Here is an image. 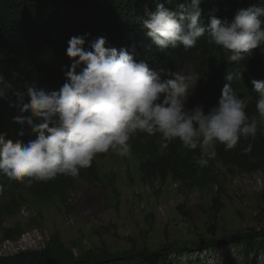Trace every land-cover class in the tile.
<instances>
[{
    "label": "trees",
    "instance_id": "1",
    "mask_svg": "<svg viewBox=\"0 0 264 264\" xmlns=\"http://www.w3.org/2000/svg\"><path fill=\"white\" fill-rule=\"evenodd\" d=\"M185 0H0V89L5 98H0V132L8 138L22 139L25 143L35 139L31 129L25 125V135L17 133L21 126L13 118L24 115L17 107H10L9 100H16L17 92L26 94V85H35L46 91L59 90L65 81L64 67L72 61L66 54L68 40L73 36L84 37L86 49L100 37L106 39V47L127 48L137 62H146L156 71L170 69L182 72L188 65L194 67L196 84L189 96L187 107L203 106L205 112L217 106L226 77L234 75L233 89L237 96L246 99L247 114L259 119L255 109L256 93L253 79L264 81V45L254 50L250 57L240 62H230L223 50L207 43V35L198 39L195 47L185 50L181 45L160 51L142 29L140 18L146 10L155 11L158 3L175 10ZM250 4L264 6V0H201L202 15L199 23L207 26L210 17L231 19L238 8ZM134 46V47H133ZM25 102L27 96L25 95ZM11 121L13 132H7L6 124ZM251 143L252 149L243 154L242 148ZM136 156L143 157L140 169L142 181L150 187L157 182L167 183L170 179L180 184L184 190L212 191L218 185L213 198L212 211L216 214L224 207L222 202L227 182L226 175L218 170V165L227 172L250 174L264 171V130L258 131L256 139H241L237 147L227 152L223 145H217V155L204 168L198 167L193 155L180 142L165 144L157 136L137 134L130 140ZM101 157H106L104 153ZM116 173L103 175L98 162L93 160L90 168L81 169L76 178L58 176L47 183L28 186L18 181H10L0 176V242L17 239L25 229L21 226L6 228L7 219L20 214L22 207L32 200L50 201L58 198L68 205L78 183L97 184L102 190L112 189L118 195ZM263 198H264V193ZM184 211V206L180 207ZM36 220L33 221L35 223ZM200 248H180L175 243L165 244L153 250L147 246H133L131 249L114 252L106 245L87 251L70 248L60 232H54L44 250L27 251L12 257L1 258L0 264H210L211 250L224 249L225 264H264V229L250 228L229 237L228 244L208 243L207 255H201ZM241 250V253H240ZM195 260H190L193 254Z\"/></svg>",
    "mask_w": 264,
    "mask_h": 264
},
{
    "label": "clouds",
    "instance_id": "2",
    "mask_svg": "<svg viewBox=\"0 0 264 264\" xmlns=\"http://www.w3.org/2000/svg\"><path fill=\"white\" fill-rule=\"evenodd\" d=\"M200 5L201 0H185L172 10L158 3L155 11L146 10L140 18L142 29L160 51L181 45L191 49L207 35V43L221 48L230 62H240L264 45V6L238 8L231 19L212 15L210 23L201 26ZM85 43L81 36L68 40L66 54L72 63L63 69L65 81L59 90L26 85V94L17 92L16 100H9L10 107L24 114L13 118L21 126L17 135L23 137L27 125L36 138L25 143L0 132V176L28 186L60 175L76 178L98 154L112 151L130 158L129 141L141 133L159 135L165 144L178 140L189 152L198 150L192 159L204 168L215 159L217 145L227 152L241 139L254 141L264 130V81H251L259 119L248 116L246 99L232 86L239 74L231 72L218 105L205 112L201 105L187 107L189 76L156 71L137 62L127 48L106 47L103 37L90 49ZM0 98H5L2 89ZM251 149L249 143L242 152Z\"/></svg>",
    "mask_w": 264,
    "mask_h": 264
},
{
    "label": "rangeland",
    "instance_id": "3",
    "mask_svg": "<svg viewBox=\"0 0 264 264\" xmlns=\"http://www.w3.org/2000/svg\"><path fill=\"white\" fill-rule=\"evenodd\" d=\"M181 74L191 78L190 96L197 80L194 67L188 65ZM5 130L13 132L11 121L7 122ZM104 154L106 157L98 154L95 160L103 175H118L119 196L112 189L104 191L97 184L81 182L71 194L68 205H63L58 198L32 200L22 207L20 214L7 219L5 227L21 226L25 230L36 227L50 235L60 232L63 241L75 250L87 251L103 245L114 252L133 246L156 250L175 243L180 248L199 247L203 257L207 255L208 243L228 244L229 237L238 232L264 229V192L255 193L243 182L241 194H237L233 181L242 174L232 175L218 165L227 182L222 199L224 207L216 214L212 211L215 190L187 191L172 179L160 183L157 190L142 181L143 157L136 156L132 149L130 158L119 157L112 151ZM181 206H184L183 212ZM210 252V264H225L224 249ZM260 257L264 259L263 255ZM196 258L195 253L190 260ZM188 261L185 259L182 264Z\"/></svg>",
    "mask_w": 264,
    "mask_h": 264
},
{
    "label": "built area",
    "instance_id": "4",
    "mask_svg": "<svg viewBox=\"0 0 264 264\" xmlns=\"http://www.w3.org/2000/svg\"><path fill=\"white\" fill-rule=\"evenodd\" d=\"M235 190L237 194H241V186L243 182L250 186L255 193L264 192V171H257L250 174H242L234 179ZM161 184L157 182L153 188L159 190ZM214 190L218 191V185L214 186ZM23 210V214H25ZM51 235L48 231L33 227L25 230L17 239H6L0 242V259L19 255L27 251L44 250L50 241ZM78 254V250L74 251Z\"/></svg>",
    "mask_w": 264,
    "mask_h": 264
}]
</instances>
